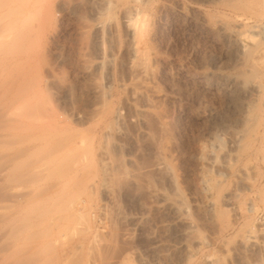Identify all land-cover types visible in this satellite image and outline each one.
<instances>
[{"label": "rangeland", "instance_id": "obj_1", "mask_svg": "<svg viewBox=\"0 0 264 264\" xmlns=\"http://www.w3.org/2000/svg\"><path fill=\"white\" fill-rule=\"evenodd\" d=\"M133 1L0 0V78L14 80L13 100L23 88L39 82L45 89L42 79L47 66L54 68L58 83L70 82L72 109L86 110L83 107L91 98L85 89L93 82L118 95L127 43L121 12L126 5H139ZM152 1L166 8L157 11ZM150 4V35L165 63L155 69L160 96L137 95L135 105L152 110L133 118L143 121L135 128L115 121L120 136L111 135L103 143L96 125L72 119L65 123L63 137L77 134V141L84 142L66 154L64 186L57 191L51 188L55 193L51 201L46 200L51 179L30 178V169L42 153L34 158L21 156L25 143L14 132L12 199L6 191L4 197L0 194V204H12V222L0 221V264H264V0H150ZM93 7L100 11L95 22ZM48 11L52 15L47 19ZM20 13L31 15L30 22ZM84 22L100 23V29L104 23L98 37L104 49L114 47L116 55L110 71L104 65L77 79L75 33ZM110 23L117 31L111 36ZM237 30L246 34V47L236 51L224 32ZM50 32L55 34L52 39H48ZM88 33L85 39L89 38L86 42L94 58L96 33ZM58 55L63 61H57ZM203 74L206 79L199 83ZM107 76L111 81H106ZM59 86L47 91L49 112L65 107L56 95ZM167 136L177 144L167 159L170 170L156 167ZM102 149L112 158L110 167L103 168ZM170 171L186 210L184 220L192 224L185 242L191 261L183 260L185 250L178 249L184 224L174 223L169 210L150 195L159 190L170 199L179 198L170 188ZM212 199L215 207L209 204Z\"/></svg>", "mask_w": 264, "mask_h": 264}, {"label": "bare ground", "instance_id": "obj_2", "mask_svg": "<svg viewBox=\"0 0 264 264\" xmlns=\"http://www.w3.org/2000/svg\"><path fill=\"white\" fill-rule=\"evenodd\" d=\"M135 1L139 4L137 7L135 6V4H134V6L125 4L126 6L123 5L124 7H123L122 12H121L122 13L121 19L123 20V24L122 23L121 24L123 25V28H124L123 33L125 32V34H126L125 36L127 37V39H125V42L127 40V43H125V47H123L122 68H123L124 72L122 71L123 75L121 74V79H120L121 84H119V87H120L119 91L121 90V92L118 95H115L114 93L101 88V86H99L97 84V82L96 83L93 82V84L92 83H91V85L89 84L87 86V89H85V90H87L86 95L89 98H91L90 102H88L86 107H83V108H86V110L81 111L80 108H79V110L78 109L76 110V109H72L68 106V101H70V98H71V95H70L71 89L69 86L70 82H69V84L58 83V80H56V76H55L54 71H53L54 68H52L50 66H47V67L45 66L46 68L45 69L42 68V70H41V71H43L42 73H44V70H45V75L42 79V83L44 84L45 89H41L39 87V84H40L39 81H38L39 84H37V85L30 83L34 86H30V87L28 86V88L24 86L25 88H23V89H25V90L24 91L22 90L23 92L21 91L22 94H20V92L18 90H16L14 92V93L19 92V94H20L18 96L15 95L17 97L14 100L12 97V94H13L12 93V84H13L12 80L13 79L9 81V80H7V79H9L8 77H7V79L4 77H3V79H2V77L0 78V194L1 195L3 194V191H6L5 193H7V195L10 194L9 198L11 196V199H12V136H13L14 132H17L20 135H22V140H20V142H21V144L25 143V147L20 149V151L18 150L19 154L21 156L29 157L30 155H32V157L34 158V156L36 154L38 155L39 151H40V154L42 153L41 154L42 157H39V159H38L39 161L34 162L33 163L34 166L30 169V178H32L34 180L47 179L48 181H50L49 179H51L52 182L54 181L52 184H50L51 183V181H50V183H48L50 186L47 187V189H49L50 193H48L47 198L48 197L49 198L46 200L51 201V197L54 196L53 194H55L54 193L55 188L58 190L59 186L64 184V183L63 184L61 183V179H62L61 174H62V172L65 173L64 171H62V169L64 170V168H62V167H64L63 161L66 159L65 156L68 155L67 153H71V152L75 151L77 146L79 144L82 145V143L84 142V140L82 138H80V141H77V139H78L77 134H72V136L63 137L64 131L62 129H63L65 123L67 125V123H69L68 121H70V119H72L75 121H85L86 124L91 125V126L96 125V127H99L102 131V132H99L101 134V135L100 134L99 135H100V139L102 140V143H103V139H107L111 135L115 136V137L120 136L119 130L115 129V127H114L115 121H118V120L121 121L122 120L123 122L131 123L130 125H133L134 128L138 124L143 125L142 124L143 121H142V123H141V120H139V119H137L135 121L134 117H137L139 115L141 116L144 113H149L150 110H152V107H149V106H147V107L144 106L145 108H142V106L138 107L137 105H135L136 104L135 103V100H136L135 96L138 95L137 97L140 96L141 98H145V97H149V96L152 97L155 95L160 96V94H158L160 90L158 91L159 88L156 85L157 81L156 82L154 81L155 76H156L155 69H156V66L158 64L165 63V59L161 56V54L159 53L157 48L154 46V44L152 42L153 36L151 37V35H150V27L152 24L151 21H152V15H153L150 12V10H151V8L149 6V5H151L150 0H135ZM102 2H103V0H102ZM128 2L133 3L134 1L128 0ZM92 3L94 5L95 2L93 1V2H91V4ZM156 3H157L156 1L153 2V5L157 6V11H160V10L162 11L163 9L166 8L165 4H161V2H160V4L157 3L158 5H156ZM248 3H250V2H248ZM19 7L16 6V9ZM101 7H103V6H101ZM93 8H95L96 13L94 12L92 14L94 9L91 10L90 13L93 15V16L91 15L92 21L95 22L96 19H98V15H99L100 11L96 9L97 7H93ZM39 9H40V7H39ZM90 9H92V7ZM129 11H131V14ZM71 13L73 14V12H71ZM127 13L130 15V17H129V15H127ZM21 14H23V13H20V15ZM45 15H47V19H48V17H50V15H52V12L48 11V13ZM23 16L27 17L28 22H30V20H28V17L30 19H32L31 15L23 14ZM33 16H34V14H33ZM21 19H22V17H21ZM23 20H25V17ZM50 21H49V23H50ZM82 22H83V19H82ZM91 23H92V25H89ZM91 23L84 22V23H82L81 26L79 25L80 27L79 26H77L78 28L76 27L77 31L75 34H76V41L77 42H76V46H74V47L76 50L75 53H77V59L76 60H77V65L79 67V69H78L79 71L77 73L75 72L76 77L75 76L74 77L77 79L86 78V77L90 76L93 71L100 70V68L103 67L104 65L108 66V70L110 71V66H111V64H113L112 58H113L114 54L116 55V53L113 52V51H115L114 47H111L109 49V51H107L106 48L104 49L105 43L102 42V39H100L98 37L97 33L99 31H101L102 28H103V31L105 30V26H103L104 23H102L103 25L101 24L102 25L101 29H100V23L98 25L93 24V22H91ZM106 23L107 22H105V25H106ZM44 24H46V23H44ZM79 24H81V22ZM47 25H48V23L44 26H47ZM107 26H108V23H107ZM16 27H19V25L17 24ZM31 27H33V24ZM23 28H24V26H23ZM25 28H27V27L25 26ZM28 28H29V26H28ZM37 28H38V26H37ZM47 28H48V26H47ZM15 29H17V28H15ZM21 29H22V27H21ZM42 29H44V28H42ZM107 29H108V27H107ZM109 29L111 31V33H109V35L117 32L115 30L114 23L113 24L110 23ZM19 30H18V32H19ZM25 30L27 31V29H25ZM90 30H94L96 33L95 34L96 35L95 42H93L94 43L93 49L95 50L97 56L94 58L90 57V54H89L90 53L89 52L90 51V44L88 42H86V41H88L89 38L85 39V37H87V34H89L88 32ZM50 31H52V30H50ZM20 32H22V31L20 30ZM91 32L93 33V31H91ZM28 33H30V32H27V35H28ZM15 34L17 35V32L14 33V35ZM18 34L23 35L24 33L23 34L18 33ZM25 34H26V32H25ZM35 34H36V32H35ZM54 35H55L54 32H52V33L50 32L48 34V39H52L54 37ZM118 35H119V33H118ZM224 35L227 39L233 41L236 51L240 50L242 48L244 49V47H246V46H244L245 44H243V37L245 40L246 34L244 35L242 32H240V31L238 32V30H237V31L224 32ZM116 40H117V38H116ZM119 42H120V40H119ZM92 47H93V44H92ZM58 57H59V55L57 56V58ZM62 59H63V57L61 56L58 58L57 61L61 62V61H63ZM30 66H33V65H30ZM24 71H26V70H24ZM23 73H25V72H23ZM108 76L106 78L107 79L106 81H111L110 77H108ZM32 79H33V77H32ZM204 79H206V74H203L202 76H200V79L198 82L202 83ZM25 83L26 82H24V84ZM107 83H109V82H107ZM57 85H60L59 86L60 89L56 95L60 94V98L63 99L62 101H63V104H65V107L62 108L63 107L62 106L61 107L62 109H60V107H59L60 110L59 109L56 111L51 110V112H49L50 107L49 106H48L49 108L47 107L48 101L46 99V96L48 93L47 91H49L48 89H50L51 87L57 86ZM117 85H118V83H117ZM16 87H17V85H16ZM117 89L118 88H116V90ZM19 90H21V89H19ZM116 94H117V92H116ZM125 110L130 111V112H126L127 115H124ZM99 128H98V130H99ZM142 133L145 134L144 131H142ZM81 137H83V135H81ZM171 137H172V135H171ZM171 137L167 136L166 141L164 140L165 142H163V144H162L163 145L162 150L160 151V149H159V151H160V153H159L160 158L159 159L160 160L157 163L156 167H159L162 169L165 168V170L167 168V170H170V164H169L167 159L168 158L170 159V154H172L171 152L175 148H177L176 147L177 144L174 141H172L173 138H171ZM104 148H105V146H104ZM100 151H101L100 155L104 159V160L102 159L103 160L102 165L104 164L103 168L110 167L111 165L109 163L111 161L109 162V160H108V159H110L109 154H107L108 151L107 150L103 151V149ZM82 156L83 155H81V157ZM204 157H206V156H204ZM78 158H80V157H78ZM206 159L204 158L203 160H206ZM83 160H84V158H83ZM75 161H77V160H75ZM81 162H78V163H81ZM212 162H213V164H215L214 160ZM212 162L208 163L209 167L212 164ZM75 163L76 162H74V166H75ZM204 164L205 163L203 162V165ZM228 164H225V166L227 168H229ZM230 164H231V162H230ZM76 167H78V165ZM71 168H72V166L70 167V169ZM67 172H66V174H67ZM55 174H56V176H55ZM173 175L174 174H172V172L170 171V173L168 174V182H169L171 190L173 192H175L177 194V196L179 197L178 199L177 198L176 199H172V198L170 199L166 193L159 191V190H156V191L154 190L152 193H150V195H152L153 198L155 199V201L158 202L161 206H163L164 208L169 210V212L172 214L174 223L181 222L182 224H184L185 228L181 232L179 231L180 232V234H179V238H180L179 240L180 241H179V243L177 241H175V242L178 243L179 246L181 247V248L179 247L178 249L185 250L184 257H181V258L185 261H187V260L189 261L188 258H190L189 256H191V255H189V254H191L190 253L191 250H190V246L185 244V242H186V238L190 234V232H189L190 229H192V227H191L192 224L190 223V221L184 220V217H185L184 215L186 213L185 212L186 210L184 211V209L181 206V201H182V200L180 201L181 194L175 185V180L173 179L175 177H173ZM231 175H232V173H231ZM54 176L56 178H54ZM70 180H72V178ZM213 181H217V180H213ZM1 182L4 183L3 187H1ZM208 183H210L209 178H208ZM214 183L215 182L211 183L210 186H213ZM51 188L54 189L52 194H51ZM57 190H55V191H57ZM5 193L2 195L3 197H4ZM1 195H0V197H1ZM7 195L5 197H7ZM46 202H48V201H46ZM209 204L211 207H215L216 201H214L212 199V200H210ZM52 217H54V216H52ZM52 217H51V219H52ZM59 219L60 218H58L56 220H59ZM4 220H8V221L12 222V204L11 205L10 204H0V221H4ZM4 227H5V225H4ZM9 233H10V237H11L12 236V226L9 230ZM9 233L7 232V235H8L7 237H9ZM6 239H8V238H6ZM11 244H12V242H11ZM9 246H10V244H9ZM175 249H177V248H175ZM11 254H12V252H11ZM182 259H180V260H182ZM190 261H191V258H190Z\"/></svg>", "mask_w": 264, "mask_h": 264}]
</instances>
